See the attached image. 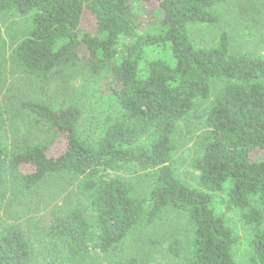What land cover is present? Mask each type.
<instances>
[{
  "label": "trees",
  "instance_id": "16d2710c",
  "mask_svg": "<svg viewBox=\"0 0 264 264\" xmlns=\"http://www.w3.org/2000/svg\"><path fill=\"white\" fill-rule=\"evenodd\" d=\"M136 1L157 5L152 30L139 35ZM223 1L0 0V14L28 18L15 48L26 73L45 78L84 58L93 71L109 65L116 81L112 114L93 131L81 127L75 105L22 103L63 138V149L53 154L49 143L32 144L25 137L0 140V173L12 172L25 189L50 175L80 177L90 215L74 207L52 215L37 232L4 223L0 264H32L41 247L42 264H89L91 250L115 253L130 231L165 209L191 225L185 264H264V214L258 207H264V157H250L264 149V52L231 51L224 33L214 44L198 46L190 34V27L216 24L215 6ZM84 10L94 19L95 35L81 29ZM121 36L134 40L119 54ZM204 102L207 129L191 163L199 188H192L173 171V136L178 121ZM124 168L147 182L146 195L122 176H110ZM231 209L251 230L247 257L239 262V238L224 214ZM170 251L181 255L176 238Z\"/></svg>",
  "mask_w": 264,
  "mask_h": 264
},
{
  "label": "rangeland",
  "instance_id": "374dc122",
  "mask_svg": "<svg viewBox=\"0 0 264 264\" xmlns=\"http://www.w3.org/2000/svg\"><path fill=\"white\" fill-rule=\"evenodd\" d=\"M263 2L225 0L217 4L216 24L190 27L194 43L198 46L212 45L218 35L224 33L231 51L263 53ZM156 10V2L134 3L139 25L135 29L136 35L152 30ZM80 26L83 31L97 34L94 19L86 10L83 11ZM27 27V16L13 12L0 14V140L9 142L14 137H25L32 144L49 143L51 152L57 154L63 149V138L51 132L36 115L23 108L22 103L31 101L53 107L75 105L81 111V127L93 131L103 125L107 115L112 114L111 95L116 81L109 65L93 71L84 58L45 78L26 73L17 64L15 48ZM133 40L134 37L121 36L116 45L119 54L122 46ZM82 54L87 55L85 46H82ZM206 109L207 103H200L178 121L173 136L176 145L173 171L192 188H199V173L191 163L199 153V141L207 129L204 123ZM250 157L252 160L263 158L264 149L252 151ZM11 173L8 170L0 173V228L6 222H14L27 231L37 232L47 225L52 215L74 207L82 208L90 215L89 197L79 189L80 177L70 173L50 175L37 186L25 189L19 178ZM116 175L134 183L138 194H147V182L141 180L132 168L110 173V176ZM252 204L257 206L255 200H252ZM258 207L264 214V207ZM224 214L226 223L239 238L235 246V259L242 261L247 257L251 230L241 222L238 210H226ZM190 235L191 225L186 217L165 209L152 223H141L130 231L115 253L106 255L91 250L87 261L89 264H126L133 259V264H185ZM173 238L179 242L181 255L178 257L170 251ZM36 254L32 264H42L45 261L44 248L41 247Z\"/></svg>",
  "mask_w": 264,
  "mask_h": 264
}]
</instances>
